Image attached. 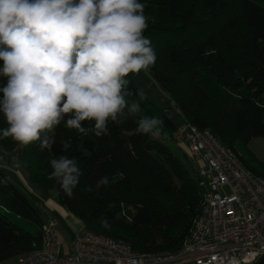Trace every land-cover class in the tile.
<instances>
[{
  "label": "trees",
  "instance_id": "1",
  "mask_svg": "<svg viewBox=\"0 0 264 264\" xmlns=\"http://www.w3.org/2000/svg\"><path fill=\"white\" fill-rule=\"evenodd\" d=\"M138 2L148 18L144 35L157 57L147 73L177 108L180 122L140 99L129 75L126 99L129 105L136 101L140 111L121 124L109 121L107 134L78 133L66 126L65 116L51 133V150L41 149L40 141L21 146L2 136L0 150L17 149L28 182L45 194L56 187L59 204L85 230L124 242L136 253L173 252L187 239L202 205L194 163L170 143L181 122L208 129L264 178V165L244 157L253 138L264 139V0ZM6 82L0 76V87ZM140 117L160 120L159 135H125ZM82 124L88 128L94 121ZM7 126L0 113V129ZM65 143L71 144L66 152ZM60 155L75 157L83 173L72 196L48 178L49 160ZM101 176L109 185L89 191ZM37 202L0 170V264L41 246L44 221Z\"/></svg>",
  "mask_w": 264,
  "mask_h": 264
},
{
  "label": "clouds",
  "instance_id": "2",
  "mask_svg": "<svg viewBox=\"0 0 264 264\" xmlns=\"http://www.w3.org/2000/svg\"><path fill=\"white\" fill-rule=\"evenodd\" d=\"M147 19L138 0H0V76L7 80L0 113L8 125L0 136L21 146L40 141L51 150V133L65 116L69 129L97 137L108 133L109 121L135 116L140 106L128 104L126 77L149 72L157 59L144 35ZM84 121L94 125L86 128ZM160 123L140 117L124 134L157 136ZM70 147L63 145L65 152ZM49 166L48 178L72 196L83 175L76 158L60 155ZM108 185L101 176L89 191Z\"/></svg>",
  "mask_w": 264,
  "mask_h": 264
},
{
  "label": "built area",
  "instance_id": "3",
  "mask_svg": "<svg viewBox=\"0 0 264 264\" xmlns=\"http://www.w3.org/2000/svg\"><path fill=\"white\" fill-rule=\"evenodd\" d=\"M175 136L194 163L202 190L201 209L179 250L136 253L83 227L71 250H63L52 219L42 225L41 246L19 255L18 264H257L264 256V178L208 129L184 121Z\"/></svg>",
  "mask_w": 264,
  "mask_h": 264
},
{
  "label": "rangeland",
  "instance_id": "4",
  "mask_svg": "<svg viewBox=\"0 0 264 264\" xmlns=\"http://www.w3.org/2000/svg\"><path fill=\"white\" fill-rule=\"evenodd\" d=\"M130 77L140 94L142 93L144 97L149 99L157 109L167 111L174 123L178 124L180 122L177 108L148 73L141 71L139 74H130ZM170 143L177 145L175 139ZM247 146L249 151L244 154V157L248 162L255 166H258V164L264 165V139L262 137H255ZM0 156L3 157L0 160V170L25 194L32 195L41 204L43 203V205H39V208L43 220L46 221L48 218L47 214H49L48 211H52L51 206L53 204H59L56 187L49 194H45L39 188L31 185L22 168L17 149L11 152L0 150ZM29 188L31 191H29ZM64 225V222L58 224L57 230L59 237L61 238L62 236L69 239L72 234L65 229ZM23 227L30 231L35 230L32 224L23 223Z\"/></svg>",
  "mask_w": 264,
  "mask_h": 264
},
{
  "label": "crops",
  "instance_id": "5",
  "mask_svg": "<svg viewBox=\"0 0 264 264\" xmlns=\"http://www.w3.org/2000/svg\"><path fill=\"white\" fill-rule=\"evenodd\" d=\"M29 191H31L30 188H29ZM37 201H38L37 203L40 205L41 202H39V200ZM41 205H43V203ZM51 207H52V211L51 210L48 211L49 214H47L48 215L47 220L46 221L43 220V221L47 222L48 220L54 219L56 221L55 223L56 230H57L58 224L64 222L65 229H67L68 232L71 233L72 235L70 236L69 239H66L61 236V239L63 242L62 245H63V250L69 251L71 250L72 239L74 235L77 233V231L82 228V223L80 222V220L74 217L70 212H68L60 204H53ZM1 264H18V262H17V258H12ZM187 264H191V263H187Z\"/></svg>",
  "mask_w": 264,
  "mask_h": 264
},
{
  "label": "water",
  "instance_id": "6",
  "mask_svg": "<svg viewBox=\"0 0 264 264\" xmlns=\"http://www.w3.org/2000/svg\"><path fill=\"white\" fill-rule=\"evenodd\" d=\"M264 263V256L261 257V259L258 261L257 264H263Z\"/></svg>",
  "mask_w": 264,
  "mask_h": 264
}]
</instances>
